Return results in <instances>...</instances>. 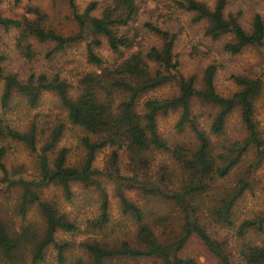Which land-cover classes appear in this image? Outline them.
Listing matches in <instances>:
<instances>
[{
    "label": "trees",
    "instance_id": "16d2710c",
    "mask_svg": "<svg viewBox=\"0 0 264 264\" xmlns=\"http://www.w3.org/2000/svg\"><path fill=\"white\" fill-rule=\"evenodd\" d=\"M19 2L20 0H15ZM79 24V32L64 36L45 25L47 14L38 6H31L20 18L7 17L0 12V28L18 29L19 46L31 55V40L52 41L54 51L68 44L87 40V55L99 70L89 72L72 86L60 75L32 73L27 79L7 71L0 64V80L4 81L0 96V110L9 107L15 93L28 97L36 105L45 90L55 91L68 111L69 120L85 131L81 137L83 160L68 162L69 148L57 149L62 124L53 128L50 136L38 145V128L32 123L22 131L11 126L0 114V142L18 141L26 144L39 160V175L34 178L14 177L4 159L9 147L0 146V189L19 187L18 209L26 213L35 205L44 218L42 239L33 246L38 234L34 227L24 226L21 231L6 222L0 214V253L2 264H20L19 256L29 244L35 259H43L45 249L53 244L62 260L72 245L56 239L59 231L76 232L79 225L61 210L57 202L43 197V190L58 186L70 201L73 187L95 185L100 191L101 212L89 225L104 230L110 223L108 194L100 176L114 177L116 193L123 215L136 225L137 245L130 240L115 242L92 239L82 243L88 258L75 264H120L122 260H153L155 264H197L193 257H183V249L197 237L218 259L219 264H264V208L250 212L239 219L237 205L248 193H254L259 184L257 171L264 165V133L257 119V102L264 98V81L259 76L232 74L238 89L231 94L220 93L216 85L218 66L209 64L200 77L186 75L180 70L175 54L177 34L152 21L137 27L131 36L127 28L148 2L142 0H112L94 15L97 3L92 2L80 12L76 0H66ZM146 2V0H144ZM161 1V0H157ZM231 0H168L170 6L192 13L195 22H206L205 35L213 40L230 37L223 50L232 55L245 49L257 48L264 57V17L253 15L251 27L241 22L242 12L226 13ZM157 5V4H156ZM159 6V4L157 5ZM156 10V6L150 8ZM160 11H165L163 7ZM161 15H166L164 12ZM128 29L122 31V29ZM156 41L146 44V39ZM105 38L116 54L135 46L137 50L122 61L105 64L96 49ZM1 63V60H0ZM172 86L170 95H156L160 89ZM196 104L212 109L211 120L205 124L202 114L196 113ZM178 113L177 129H189L192 140L170 145L159 131L160 118ZM238 112L240 129L244 136L237 140L227 138L230 117ZM111 149L104 168L96 166L99 154ZM170 152L179 168V174L168 168L156 176L150 173L151 154ZM126 152L136 164L134 175L120 172V153ZM137 173V174H136ZM176 177L177 180H174ZM137 186V193L147 198H158L178 210V220L164 212L148 210L134 202L125 188ZM235 231L234 240L219 237L218 228Z\"/></svg>",
    "mask_w": 264,
    "mask_h": 264
},
{
    "label": "rangeland",
    "instance_id": "374dc122",
    "mask_svg": "<svg viewBox=\"0 0 264 264\" xmlns=\"http://www.w3.org/2000/svg\"><path fill=\"white\" fill-rule=\"evenodd\" d=\"M112 0H76L78 10L84 12L90 3L96 2L97 7L92 12L94 15H101L103 8ZM213 5L215 0H205ZM142 3L150 4L149 9L143 7L134 21L122 31H129L130 35H137V27H141L144 21H152L165 28H169L177 34L175 44V54L180 62V70L186 75L196 74L202 76L204 69L209 64L218 66L216 75V85L220 93L224 95L231 94L238 89V86L232 79V74H247L259 76L264 81V57L257 48H247L241 54L232 55L223 50V45L230 37H224L219 40H213L205 35L206 22H195L190 12L170 6L168 0H144ZM159 4V6L157 5ZM31 6H38L47 14L45 25L64 36L75 35L79 32V24L73 11L66 0H0V12L7 17L20 18L26 14V10ZM156 6L153 11L150 8ZM165 11H160L162 8ZM242 12L241 22L250 29L253 15L260 12L264 17V0H231L226 13ZM164 12L166 15H161ZM19 30L12 28L5 30L0 28V60L1 65L9 71L18 74L21 79H27L32 73H46L49 76L60 75L71 84L73 91L80 85V79L87 73L99 70L91 63L87 55V40H79L68 44L64 49L54 51L55 43L52 41L39 42L32 39L30 46L31 55H27L17 41ZM152 38L146 39V44L154 43ZM137 50V38L135 46L130 49H123L122 54L114 53L108 46L105 38H102V45L96 49L97 53L105 60V64H113L127 58L131 52ZM4 81L0 80V96L3 92ZM176 91V88L169 86L160 89L156 95H170ZM196 113L203 115L205 124L211 120L210 114L214 113L212 109L202 107L196 104ZM0 114L14 128L26 130L34 123L38 130V145L45 143L50 136L53 128L62 124V134L58 142L57 149L62 147L69 148L68 162L74 164L83 160L84 151L81 146V137L85 131L73 124L69 120L68 111L63 106L60 97L55 91L45 90L40 94V99L36 105H32L27 96L21 93H15L10 105L5 110H0ZM179 114L171 113L168 117L160 118L159 131L162 136L168 140L172 146L179 142L192 140V133L189 129L180 132L177 129ZM257 119L261 131L264 133V98L257 102ZM238 112L230 117L227 128V138L232 140L240 139L244 136L240 129ZM9 147L8 153L4 159L9 173L14 177L23 176L25 178H34L39 175V160L36 153L24 143L18 141L0 142L1 145ZM111 149L103 150L97 160L96 166L104 168L107 164ZM151 170L154 176L158 172L166 171L179 174V168L174 162L170 152L156 151L151 154ZM120 172L122 175L131 176L137 172L134 164L126 152L120 153ZM137 174V173H136ZM259 184L254 193L248 192L238 203L236 211L239 219L244 218L250 212L259 211L264 208V165L257 171ZM3 175L0 170V177ZM103 185L108 194L110 223L104 230L91 227L89 220L97 218L101 212V194L95 185L90 187L81 184H75L73 187L74 195L72 200H68L60 187L49 186L43 190V197L57 202L61 210L69 213V218L76 221L79 230L76 232L59 231L56 239L61 242L71 243L61 260L58 256L59 251L53 245L45 249L43 259H35L33 256V246L44 236L45 221L35 205H30L26 213L18 209L21 190L19 187L0 189V214L1 217L15 228L16 232L21 231L22 227H34L38 237L24 248L19 256L20 264H75L79 259L86 260L88 255L83 242L92 239H104L105 241L115 242L122 239H128L133 245L136 241L135 221L123 215L120 208V199L116 193V183L114 177L109 175L100 176ZM174 180H177L174 177ZM129 198L134 202L145 205L148 210L164 212L171 216V220H178L179 214L175 207L168 202L159 201L158 198H145L137 193V186L125 188ZM235 231L228 228H218L217 235L228 240H234ZM181 255L183 257H193L197 264H219L216 256L210 252L204 244L197 238H192ZM3 255L0 253V264L3 263ZM120 264H155L153 260L137 259L122 260Z\"/></svg>",
    "mask_w": 264,
    "mask_h": 264
}]
</instances>
